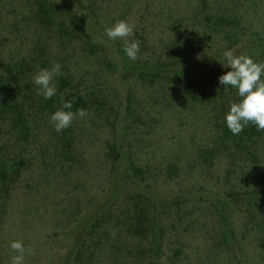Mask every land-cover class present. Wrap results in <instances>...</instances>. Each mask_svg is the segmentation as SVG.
Instances as JSON below:
<instances>
[{
  "label": "rangeland",
  "instance_id": "obj_1",
  "mask_svg": "<svg viewBox=\"0 0 264 264\" xmlns=\"http://www.w3.org/2000/svg\"><path fill=\"white\" fill-rule=\"evenodd\" d=\"M50 1L55 22L45 27L31 0H0V59L16 73L27 111L16 127L13 112L0 114V164L13 157L23 163L3 200L0 264L16 254L13 240L32 249L25 264L61 262L81 217L109 195L116 167L123 169L121 151L133 186H145L137 191L153 205L167 199L156 224L160 253L149 258L150 233L126 231L133 204L121 191L111 221L88 241L96 247L85 264H264V207H231L228 244L213 200L264 191V131L251 139L228 131L224 117L238 96L219 81L124 72L116 51L124 42L105 34L117 20L134 25L129 39L140 50L133 62L207 63L226 50L264 62V0ZM57 62V92L45 99L32 78ZM85 89L87 115L56 132L50 115L60 98Z\"/></svg>",
  "mask_w": 264,
  "mask_h": 264
},
{
  "label": "trees",
  "instance_id": "obj_2",
  "mask_svg": "<svg viewBox=\"0 0 264 264\" xmlns=\"http://www.w3.org/2000/svg\"><path fill=\"white\" fill-rule=\"evenodd\" d=\"M33 3L32 13L36 22H40L43 26H49L55 22L56 10L53 8L50 0H31ZM55 13V14H54ZM45 26V27H46ZM50 27V26H49ZM86 39L84 42L89 44V35H84ZM254 35L253 38H256ZM124 44L116 46L117 53L121 56V65L124 72H138L141 75L155 76L156 78H167L171 81H182L189 75L197 74L203 79L218 80V77L225 74L224 65L225 58H221L212 62H186L181 66H175L174 63H156L150 64L147 61L133 62L123 51ZM12 67L0 59V114L4 111L13 112L15 115V124H24V113L26 109L20 100V94L17 92L18 80L16 79ZM231 91L235 90L231 86H227ZM93 88V87H91ZM91 89L70 91L60 98V105L62 106V99L64 102H71V109H64L76 111L77 109L87 108L89 105V92ZM236 91V90H235ZM237 92V91H236ZM239 99V97H237ZM93 101V100H92ZM229 131V129H228ZM230 132V131H229ZM243 132V133H242ZM242 134L249 139L258 136L260 132L255 126L248 125L242 131ZM120 151V150H119ZM120 159V166L123 169L116 167L113 179L111 181V191L105 199L94 204L80 219L74 229V238L69 244L63 260L56 264H85L83 261L85 253H92L96 247L95 242L89 244L88 241L97 234L98 228L105 222L111 221V209L117 198L119 192H128L131 195V202L133 204L132 211H127L125 218V228L129 234L145 237L148 233L151 234L150 244L148 246V256L153 261H156L160 253V240L162 229L156 226L159 223V208L167 203L165 197L156 198L157 205L149 203L143 197L144 192L137 190L145 186H133V181L129 180L124 164L126 159H129L127 152H118ZM130 162V161H129ZM131 164V162H130ZM23 166L21 161H15V158H3L0 164V214L2 211L3 200L6 198L10 188V184L18 176L20 168ZM172 199V197H171ZM215 205L218 209L217 223L219 224L221 237L225 243L231 244L233 241V230L230 222V213L232 206H240L242 204L248 205L255 209L264 207V191L243 193L230 195L228 199L214 198ZM150 216V214H152ZM264 254V240L260 244ZM233 248V247H232ZM90 262V261H89Z\"/></svg>",
  "mask_w": 264,
  "mask_h": 264
},
{
  "label": "clouds",
  "instance_id": "obj_3",
  "mask_svg": "<svg viewBox=\"0 0 264 264\" xmlns=\"http://www.w3.org/2000/svg\"><path fill=\"white\" fill-rule=\"evenodd\" d=\"M59 3V0H57ZM134 25L126 20H117L111 27H105V34L110 40H122L123 51L130 60L137 59L140 50V41L129 37L133 35ZM226 63L222 66L230 68L225 74L218 77L219 83L231 86L237 91V102H230L229 110L224 120L227 128L233 135H239L246 126L253 125L258 131H264V62H257L245 55H236L233 50L223 52ZM61 65L54 63L51 69H40L33 76V83L39 89L38 94L45 99L56 95L57 88L53 78L60 74ZM62 107L50 115V122L56 132L69 128L77 117L84 118L87 111L83 108L73 111L71 102H64ZM11 250L16 253L11 257L10 264H25V253L32 254V249H26L19 240L10 242Z\"/></svg>",
  "mask_w": 264,
  "mask_h": 264
}]
</instances>
